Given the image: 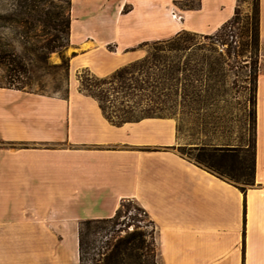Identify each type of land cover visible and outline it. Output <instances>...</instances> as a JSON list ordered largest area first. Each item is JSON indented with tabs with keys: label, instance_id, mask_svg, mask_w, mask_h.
Listing matches in <instances>:
<instances>
[{
	"label": "crops",
	"instance_id": "obj_1",
	"mask_svg": "<svg viewBox=\"0 0 264 264\" xmlns=\"http://www.w3.org/2000/svg\"><path fill=\"white\" fill-rule=\"evenodd\" d=\"M137 1L135 27L105 37L99 25L117 31L135 6L122 0L109 15L97 8L79 32L71 0L67 97L0 86V264H79V223L112 217L127 199L153 222L156 264H264V71L256 79L252 182L244 189L179 150L174 118L116 125L78 88L79 68L105 76L142 57L135 50L142 41L182 29L212 33L237 7V0H197L175 12L179 24L170 8L163 18L154 11L183 0ZM258 3L264 38V0Z\"/></svg>",
	"mask_w": 264,
	"mask_h": 264
},
{
	"label": "trees",
	"instance_id": "obj_2",
	"mask_svg": "<svg viewBox=\"0 0 264 264\" xmlns=\"http://www.w3.org/2000/svg\"><path fill=\"white\" fill-rule=\"evenodd\" d=\"M13 1L15 4L9 9L0 11V27L6 21L21 36V24L23 28L33 22V27L39 24L45 38L39 46L42 57L53 51H61L69 44L71 0H64L62 4H56L53 0H41L39 5L34 0ZM253 1L252 23L244 31L250 38L241 42V48L249 46L253 54H256L259 44V3L258 0ZM238 20L236 7L233 16L213 33L201 34L182 29L167 38L142 41L138 47L147 48L142 57L105 76H81L78 88L98 102L104 116L113 124L138 121L145 117H170L178 122L180 115L198 113L215 93L220 92L225 80L226 62L221 58V53L217 55L215 44H226L228 54L231 49L235 51L237 45H233L235 38L232 26ZM200 38L209 42H200ZM202 49L208 52L201 53ZM69 59L70 57H64L61 65L66 75L69 72ZM0 68L9 78V85L0 86L24 89L28 85L26 63L13 49L6 46L1 36ZM257 74L254 76V92ZM60 90L59 88L58 91ZM67 93L68 83L59 95L67 97ZM253 121L255 142V96ZM178 129L179 122L177 132ZM179 150L213 171V165L207 164L203 156L210 155L218 161H225L238 151L236 147L206 141L195 147H188V152L185 146H180ZM192 152H197V155L194 156ZM253 169L254 144L252 176ZM215 172L223 176L220 172ZM251 182L252 177L246 183ZM244 187L245 185L241 186L242 189ZM123 207L126 210L136 209L137 212L131 215V219L137 221V225L129 230L131 223L127 222L123 227L117 228L114 235L106 240L104 251L87 263L89 248L94 242L93 233L103 225L119 223ZM144 218H147V222L142 225L140 221ZM148 224L152 225L153 222L147 212L130 199L121 201L112 217L82 220L78 227L79 264H156L153 230L147 229ZM122 231H125L124 235H121Z\"/></svg>",
	"mask_w": 264,
	"mask_h": 264
},
{
	"label": "rangeland",
	"instance_id": "obj_3",
	"mask_svg": "<svg viewBox=\"0 0 264 264\" xmlns=\"http://www.w3.org/2000/svg\"><path fill=\"white\" fill-rule=\"evenodd\" d=\"M56 4L64 3V0H53ZM122 0H73L74 12L78 17L75 22L77 31L81 30V19L87 18L89 12L92 13L95 9L103 7L106 13L112 14L115 12L117 4ZM127 1V0H125ZM155 6H158L160 0H154ZM34 3L39 5L41 0H34ZM126 2H124L125 4ZM128 3L135 6L132 15L124 16L119 27L130 29L135 27V23L139 21V15L142 10L139 1L128 0ZM14 3L13 0H0V11H6ZM123 4L121 12H127L131 9V5ZM253 0H237L239 20L233 24L232 33L235 38L233 45H237L235 51L231 49V53H227V45L215 44L217 55L221 53V58L225 64V80L220 87V92L215 93L203 105V109H199L198 113H188L180 115L178 135L182 146H185L188 152V145H200L201 142L222 143L237 148L235 156L227 158L225 161H218L210 155L203 156V160L207 164H212L213 169L220 172L223 176L231 179L240 186L247 185L252 177L251 166L253 164V144H254V76L259 71H264V38L259 35V44L256 54H253L251 48H241V42L247 41L250 36L244 32L247 26H251L252 14L254 12ZM197 5V0H183L180 3L169 5L168 8H155V14L160 18L165 17L166 9H171L175 12H180V9L192 8ZM57 9V8H56ZM180 14V13H179ZM107 19H109L107 17ZM124 21V22H123ZM80 23V24H79ZM33 23L24 27L21 24V36L9 27L8 22H4L0 27V36L6 46L13 49L15 53L23 58L28 69V85L24 88L27 91H33L43 94H60L70 81V71L68 75L64 72L62 65L63 58L69 57L71 47H64L61 51H53L45 57L40 54L39 46L44 42L41 26ZM93 25V24H92ZM101 28L100 34L108 37L110 35L124 36V32L119 28L117 31L112 30L109 25H99ZM158 27V26H156ZM26 31V32H25ZM191 31V30H189ZM195 32V31H192ZM199 33V32H197ZM213 33V32H212ZM209 34V33H201ZM162 39V38H161ZM154 40V39H153ZM200 42L208 43L209 41L203 38ZM108 48L113 49V44L108 45ZM135 50L147 52L146 47H137ZM208 52L204 49L200 51ZM215 53V55H216ZM184 59V57H183ZM94 74L87 68H79L76 73V79L79 85V78L85 75ZM9 78L5 76L4 71L0 68V85H9ZM61 89L58 91V89ZM176 124L178 123L175 119ZM195 156L197 152H192ZM136 209L131 208L126 210L122 208V216L119 218V223L113 225H103L98 228L92 237L93 244L89 248L87 263L91 259L98 257L100 252L104 251L107 246L106 240L114 235L116 229L123 227L124 224L130 222L129 230L137 225V221L131 219V215L136 213ZM141 213V212H140ZM140 215L143 216L141 213ZM147 218L140 221V224H145ZM147 229L153 230V224H148ZM125 231L121 232L124 235Z\"/></svg>",
	"mask_w": 264,
	"mask_h": 264
},
{
	"label": "bare ground",
	"instance_id": "obj_4",
	"mask_svg": "<svg viewBox=\"0 0 264 264\" xmlns=\"http://www.w3.org/2000/svg\"><path fill=\"white\" fill-rule=\"evenodd\" d=\"M168 15L171 18V20H173L174 22L179 24L181 23V16L179 14H176L175 11L169 10Z\"/></svg>",
	"mask_w": 264,
	"mask_h": 264
}]
</instances>
